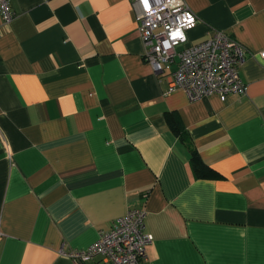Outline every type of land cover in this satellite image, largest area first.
<instances>
[{
    "label": "crops",
    "instance_id": "obj_1",
    "mask_svg": "<svg viewBox=\"0 0 264 264\" xmlns=\"http://www.w3.org/2000/svg\"><path fill=\"white\" fill-rule=\"evenodd\" d=\"M8 1L0 264H74L61 251L139 206L144 264H264V0H184L186 46L218 28L248 52L243 93L193 101L145 60L131 0Z\"/></svg>",
    "mask_w": 264,
    "mask_h": 264
},
{
    "label": "built area",
    "instance_id": "obj_2",
    "mask_svg": "<svg viewBox=\"0 0 264 264\" xmlns=\"http://www.w3.org/2000/svg\"><path fill=\"white\" fill-rule=\"evenodd\" d=\"M144 57L158 76L166 75L170 93L185 92L193 101L203 96L243 93L246 83L239 68L247 50L225 31L212 28L203 40L185 45L186 33L199 18L184 0H131ZM4 24L13 17L8 0H0ZM264 57V51L260 53ZM175 65V68L173 67ZM144 207L129 208L84 249L61 251L74 264H86L100 256L103 264H144L153 237L146 229Z\"/></svg>",
    "mask_w": 264,
    "mask_h": 264
},
{
    "label": "trees",
    "instance_id": "obj_3",
    "mask_svg": "<svg viewBox=\"0 0 264 264\" xmlns=\"http://www.w3.org/2000/svg\"><path fill=\"white\" fill-rule=\"evenodd\" d=\"M191 150V166L194 169V171L198 174V175H204L203 170L206 168V165L204 164V162L202 161V159L200 158V156L193 150Z\"/></svg>",
    "mask_w": 264,
    "mask_h": 264
}]
</instances>
